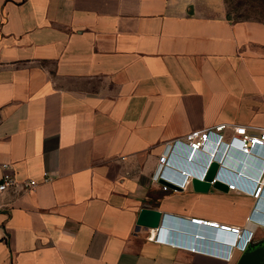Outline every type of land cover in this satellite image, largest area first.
<instances>
[{
    "label": "crops",
    "instance_id": "crops-1",
    "mask_svg": "<svg viewBox=\"0 0 264 264\" xmlns=\"http://www.w3.org/2000/svg\"><path fill=\"white\" fill-rule=\"evenodd\" d=\"M233 11L225 0H0V182L5 163L40 182L0 194V264H264V186L257 198L155 180L164 154L179 170L186 148L173 145L195 132L223 127L228 143L237 127L264 129V21ZM258 151L222 152L220 174L250 187ZM192 163L202 175L206 157ZM145 208L164 225L139 227ZM193 219L253 239L228 260L193 252L183 246L228 253L233 237Z\"/></svg>",
    "mask_w": 264,
    "mask_h": 264
},
{
    "label": "built area",
    "instance_id": "built-area-1",
    "mask_svg": "<svg viewBox=\"0 0 264 264\" xmlns=\"http://www.w3.org/2000/svg\"><path fill=\"white\" fill-rule=\"evenodd\" d=\"M223 127H219L216 130H210L207 132H195L193 134H191L190 136H188L186 143L181 142V141H176L173 145V150L175 148H179V147H184L186 149H184L185 153L184 156L186 155V152L189 153L191 152V156L194 157V155L198 152L203 151V149L205 150L208 146V144H212L211 146L214 147V149H217L220 151L216 152L215 155H213L214 153H212L211 158L209 160V163L207 164V166L203 169L202 175L201 174H197L199 177H204L206 175L207 170L209 169L210 165L213 162H218L219 164L222 163V156L221 153L223 152L222 149L224 147H226V149L228 148H232V146L236 145L238 150H240L241 154L248 157V158H254V154L258 153L260 155L263 156V153H261L260 149L264 150V129L260 132V134L258 135H250L247 133V129L244 127H237L235 128V134L236 136H232L228 143L225 141L226 137L223 133ZM172 150V151H173ZM172 153V152H171ZM191 158V157H190ZM220 159V160H219ZM170 156L164 154L160 157V165L162 167H166L170 164ZM260 160V159H258ZM261 161V160H260ZM191 162V163H190ZM189 162L188 165L193 164L192 162H194V160L191 158V161ZM263 162V161H261ZM264 163V162H263ZM2 171H3V175H2V179L0 182V194L3 193H7V192H14V191H24V192H31L33 190H35L39 185L40 182L34 179H28V180H24L21 181L17 178V176L15 175V172L12 168V166L10 164H2ZM190 171H193L192 169H189ZM264 172V171H263ZM193 178V177H192ZM192 178H190V181L192 180ZM162 179H165L167 181H169L171 184L176 185L178 187L184 188L185 185L187 183H189V179L185 180L184 182H179V181H174V180H170L168 178H165L161 173H159L157 176H155V180L160 183ZM202 179V178H201ZM261 180L264 181V174L261 178ZM260 180V181H261ZM51 181V177L48 176L47 174H45L44 176V181L45 183L50 182ZM260 181L258 182L259 184H261V187L258 188L257 193H252L253 196H256L257 198L259 197V192L261 191V189L263 188V183H260ZM216 182L213 181L212 185ZM167 188V186H165ZM230 189H235L234 185L230 184L229 185ZM258 187V185H256V188ZM193 224L195 225H200V226H204V227H209L211 229H218L221 232L224 233H228L230 232L232 236H234L236 233V235H241V232L243 231L241 228H231L228 226H221L219 227V225L217 223H211V222H207V221H203V220H198V219H193ZM223 228V229H222ZM152 230H156V229H152ZM232 231L234 233H232ZM151 241H166L164 240V238L158 239L157 238V233H151L150 234V238ZM250 238L247 239L246 243L248 242ZM169 243V242H168ZM183 247H188L191 251L193 252H202V253H206L212 257L215 258H225L226 257V253L221 252V255H217V254H212L207 252L209 249H200L198 248L196 245H184ZM245 246L242 248L244 249Z\"/></svg>",
    "mask_w": 264,
    "mask_h": 264
},
{
    "label": "water",
    "instance_id": "water-1",
    "mask_svg": "<svg viewBox=\"0 0 264 264\" xmlns=\"http://www.w3.org/2000/svg\"><path fill=\"white\" fill-rule=\"evenodd\" d=\"M244 156V155H243ZM246 157V156H245ZM246 161V159H245ZM243 161V162H245ZM221 169V164L218 162H213L209 169L206 172V175L203 180L200 179H194L192 181L193 188L195 192L198 193H209L211 189L219 190L228 192L229 191V185L226 183L216 180L217 174L219 173ZM242 174H244L242 172ZM216 182L212 185V182ZM161 183L169 188L172 189H181L180 187L173 185L167 181L161 180ZM164 220V216L162 213H160L157 210L145 208L141 211V214L139 216L137 225L139 227H144L148 229H159L162 226ZM201 230V231H200ZM205 232V233H203ZM194 237H198V239L204 240V241H211L212 239L206 234V231H203L202 229H198V232L193 235ZM239 264H260L258 261L256 262L253 258H251L248 255H244L242 259L240 260Z\"/></svg>",
    "mask_w": 264,
    "mask_h": 264
},
{
    "label": "clouds",
    "instance_id": "clouds-1",
    "mask_svg": "<svg viewBox=\"0 0 264 264\" xmlns=\"http://www.w3.org/2000/svg\"><path fill=\"white\" fill-rule=\"evenodd\" d=\"M190 158V154L188 155V156H186L185 155V157H184V163L182 164V165H178V168H179V170H174V169H172L171 171H169V169H170V167H169V165L170 164H175V163H173V162H171L170 161V164L168 165V166H166V167H163L162 168V170L160 171V173L165 177V178H168V179H170V180H174V181H181V182H184L185 180H187V179H189V181H190V178H192V180L190 181L191 183H192V181L194 180V179H200V180H203L204 179V177H199V176H195L194 175V173L192 172V171H190L189 169H187V167H184L185 165H188L189 164V159ZM172 172V173H171ZM182 173H184L183 175H182ZM221 173V169H220V171H219V173L217 174V177H216V180H219V181H222V182H224V183H226L227 185H230V184H232V185H234L235 187H236V185L234 184V183H232L233 182V180L232 179H228V178H225V177H222V175L220 174ZM262 176H263V174H262ZM202 178V179H201ZM223 179H226L227 181H224ZM162 180H164V181H167V180H165V179H162ZM167 182H169V181H167ZM170 183V182H169ZM236 183V182H235ZM238 187V186H237ZM257 189V188H256ZM164 221H165V216H164V220H163V223H162V225H164ZM162 227V226H161ZM249 232H251V231H246V230H243L242 232H241V235H240V237L237 239L236 237H237V235H236V233H234L233 231H232V233H234L235 235L232 237V239H230L229 241H228V243L227 244H225V246H226V249H227V251H228V253H226L227 255H226V257L225 258H223V259H230V257H231V253H229V252H232L234 249L235 250H241L244 246H245V248L247 247V245L252 241V239H253V236L249 233ZM252 233V232H251ZM157 238L158 239H161L162 237L158 234L157 235ZM248 238H250L249 240H248V242L246 243V241H247V239ZM188 248V247H187ZM244 248V249H245ZM244 249H242V250H244ZM207 252H209V253H212V254H217V255H221V252L222 251H220V250H214V249H212L211 248V250H208Z\"/></svg>",
    "mask_w": 264,
    "mask_h": 264
},
{
    "label": "rangeland",
    "instance_id": "rangeland-1",
    "mask_svg": "<svg viewBox=\"0 0 264 264\" xmlns=\"http://www.w3.org/2000/svg\"><path fill=\"white\" fill-rule=\"evenodd\" d=\"M225 2L228 9L233 8L236 18L242 19L248 17L264 21V0H225ZM210 207L212 208V205Z\"/></svg>",
    "mask_w": 264,
    "mask_h": 264
},
{
    "label": "bare ground",
    "instance_id": "bare-ground-1",
    "mask_svg": "<svg viewBox=\"0 0 264 264\" xmlns=\"http://www.w3.org/2000/svg\"><path fill=\"white\" fill-rule=\"evenodd\" d=\"M212 145V144H211ZM210 144H208V146H207V148L204 150L203 149V151H201V152H199L201 155H204L205 157H206V162H207V164L209 163V160H210V158H211V155H212V153H214L213 155H215V153L216 152H219L220 151V149L222 148H219V150H217V149H214V147H212ZM236 149V148H235ZM226 150H227V153H228V151H230V148H228V149H226V147H224L223 149H222V151L223 152H226ZM237 150H238V148H237ZM240 151V150H239ZM198 152L194 155V157L193 156H191V152H189V153H186V156H188L189 154H190V157L194 160L197 156H198V154H199ZM222 154V153H221ZM263 163V162H262ZM263 165H264V163H263ZM253 170V169H252ZM255 171V170H254ZM253 171V173H255ZM259 171V170H258ZM263 171H264V169H263ZM263 171H261V174H262V172ZM193 172V171H192ZM194 173V175H196V176H198L197 174L198 173H196V172H193ZM261 174H260V176H261ZM251 177V176H250ZM224 181H227L226 179H223ZM261 179L258 177L255 181V183L253 182V183H251V181H247V182H249V183H251L250 185V187H242L240 184H235L236 186H238V189L239 188H243L245 191H247V192H249V193H257V190L255 189L256 188V184L260 181ZM260 183H263L264 184V181L263 180H261L260 181ZM248 186V185H247ZM263 189V188H262ZM262 189H261V191H262ZM261 191L259 192V196H260V193H261ZM256 220H259V221H261L260 219H256ZM261 222H263L264 223V220H262ZM220 227V226H219Z\"/></svg>",
    "mask_w": 264,
    "mask_h": 264
}]
</instances>
